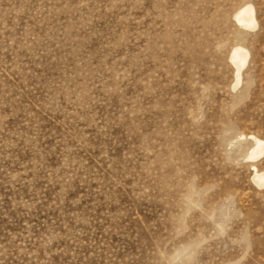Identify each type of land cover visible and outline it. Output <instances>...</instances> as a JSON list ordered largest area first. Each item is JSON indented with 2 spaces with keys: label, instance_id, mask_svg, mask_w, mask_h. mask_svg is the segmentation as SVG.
Wrapping results in <instances>:
<instances>
[{
  "label": "rangeland",
  "instance_id": "374dc122",
  "mask_svg": "<svg viewBox=\"0 0 264 264\" xmlns=\"http://www.w3.org/2000/svg\"><path fill=\"white\" fill-rule=\"evenodd\" d=\"M249 135L264 0H0V264H264Z\"/></svg>",
  "mask_w": 264,
  "mask_h": 264
},
{
  "label": "bare ground",
  "instance_id": "6f19581e",
  "mask_svg": "<svg viewBox=\"0 0 264 264\" xmlns=\"http://www.w3.org/2000/svg\"><path fill=\"white\" fill-rule=\"evenodd\" d=\"M235 21L245 28H254L256 26L254 18V9L251 4L244 3L234 12ZM249 53L246 48L240 44L232 46L229 54V59L234 65V84L233 87L238 86L241 83V71L246 65ZM252 139L250 147L246 155L248 161H257L264 156V138H259L257 136L249 135ZM253 175L251 180L257 186L264 185V171L260 172L255 167H253Z\"/></svg>",
  "mask_w": 264,
  "mask_h": 264
}]
</instances>
